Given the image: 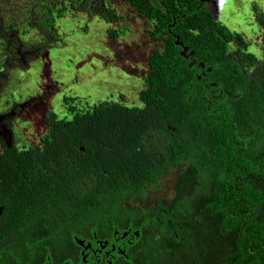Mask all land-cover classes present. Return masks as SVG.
I'll return each instance as SVG.
<instances>
[{"label": "trees", "instance_id": "obj_1", "mask_svg": "<svg viewBox=\"0 0 264 264\" xmlns=\"http://www.w3.org/2000/svg\"><path fill=\"white\" fill-rule=\"evenodd\" d=\"M209 2H69L96 12L113 38L115 24L140 15L162 47L147 57L141 105L46 112V134L26 147L0 136V264H82L73 237L121 224L140 233L122 264H264V64L243 40L230 50L242 35ZM25 3L29 23L67 7ZM173 166L169 205L121 204Z\"/></svg>", "mask_w": 264, "mask_h": 264}, {"label": "rangeland", "instance_id": "obj_2", "mask_svg": "<svg viewBox=\"0 0 264 264\" xmlns=\"http://www.w3.org/2000/svg\"><path fill=\"white\" fill-rule=\"evenodd\" d=\"M29 1L36 11L50 3L0 0V126L4 129L0 136L6 144L38 143L47 132L46 112L65 118L102 100L141 105L138 92L144 87L147 57L162 47L149 34V20L137 14L132 21L124 19L114 25L121 33L113 38L96 12L69 5L77 0H63L67 7L60 11L50 8L47 22L41 21L42 12L33 14L30 23L25 15ZM208 7L220 22L242 35L230 42V50L241 48L238 43L243 40L247 51L264 64V23L260 20L264 0H212ZM125 12L127 20L131 13ZM179 168L166 169L155 185L141 195L122 199L121 204L144 210L169 205Z\"/></svg>", "mask_w": 264, "mask_h": 264}, {"label": "flooded vegetation", "instance_id": "obj_3", "mask_svg": "<svg viewBox=\"0 0 264 264\" xmlns=\"http://www.w3.org/2000/svg\"><path fill=\"white\" fill-rule=\"evenodd\" d=\"M3 130V127L0 126V133ZM1 210L2 207L0 206V213ZM139 236L140 233L137 228L121 224L112 230H105L100 233L93 231L84 237L74 236L73 244L76 247L74 249L78 250L82 264H100V262L102 264H122L127 257L126 250L134 244Z\"/></svg>", "mask_w": 264, "mask_h": 264}, {"label": "water", "instance_id": "obj_4", "mask_svg": "<svg viewBox=\"0 0 264 264\" xmlns=\"http://www.w3.org/2000/svg\"><path fill=\"white\" fill-rule=\"evenodd\" d=\"M176 43L178 44H181L180 42L176 41ZM188 49V47L186 46H183V49L181 51V54L184 55L185 57H187L188 55L185 53V51ZM189 54H192V51L189 53ZM192 63H194V61L192 60L189 65H191ZM200 66H202V64H200Z\"/></svg>", "mask_w": 264, "mask_h": 264}]
</instances>
